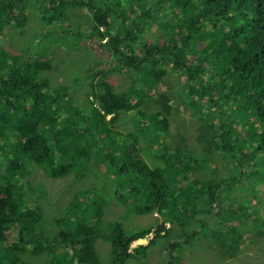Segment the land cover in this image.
<instances>
[{"label": "trees", "instance_id": "16d2710c", "mask_svg": "<svg viewBox=\"0 0 264 264\" xmlns=\"http://www.w3.org/2000/svg\"><path fill=\"white\" fill-rule=\"evenodd\" d=\"M18 1L27 6L26 0ZM29 1L38 11L40 25L30 34L26 28L29 18L26 8L20 7L17 0H0V264H30L26 254L44 255L50 264H104L96 248L99 239L111 247L105 264H125L136 255L144 259L156 240L139 246L136 254L130 252L131 243L152 232L157 239L161 232L168 236L172 229L160 224L155 231L150 226L127 232L121 221L122 207L139 216L156 211L166 215L171 224L177 223L176 239L168 243L171 251L174 248L172 256L176 248L200 235V231L186 233L187 228L198 220V215L204 217L212 211L213 205L221 201V192L233 190L244 206L250 203L243 194L246 191L248 197L261 202L253 214L262 208L260 218H264V178L254 170L264 165V0ZM165 6L181 13L174 21L180 41L177 33H168L165 46L147 43L135 49L133 40L144 31L142 22L157 18ZM73 7L83 9L72 13ZM128 9L136 14V19H130ZM78 14L89 16L93 23L90 39L95 35L99 39L110 36V42L103 46L112 50L118 60V65L109 63V68L96 72L95 76L101 79L91 84L96 101L88 104L89 113L84 111V105H75L68 98L70 85L65 82L53 85L42 73L52 71V60L55 61L54 56L61 48L84 47L83 35L73 31L76 38L70 39L71 29L65 26ZM110 18L126 31L113 30ZM61 23L64 25L59 26ZM44 29L50 31L46 39L42 36ZM21 41L27 43L26 55L19 49L23 47ZM198 41L205 44L200 50L195 47ZM14 53L18 56H13ZM161 54L172 57L174 70L180 76L186 74L195 81L193 86L186 85V102L194 106L201 118L202 124L194 126L199 130V140L204 136L211 139L213 142L206 140V143L213 146H205L206 152L225 154L226 168L232 171L229 176L206 180L204 186L208 190L200 189L199 197L184 198L179 189L184 178L191 179L185 162L189 165L196 162L192 154L186 155V137L180 133L182 146L167 151L162 148L166 143L159 137L142 135L140 130L166 133L168 117L177 110L176 101L172 103L169 95H150L166 73L151 70L155 61H163ZM192 55L198 57L189 64ZM64 60L59 58L55 62ZM123 67L136 74L129 87L118 91L108 78ZM208 68L217 69L213 76L220 77L218 83L207 76ZM214 109L229 119L227 127L215 125ZM130 111H136L137 133L120 130V115ZM145 117L151 119L147 127L142 123ZM235 119L248 127L246 139L253 140L250 151L240 144L243 139L239 141L236 136ZM137 147L146 154L156 151L167 166L157 163L149 167ZM90 157L94 166L106 169L105 174H114L115 192H96L93 182L88 184L83 193L73 197L64 213L54 219L57 228H50L49 224L46 227L44 207L37 203L44 196L39 179L59 182L70 178L67 181L73 182L76 167L82 168ZM166 172L183 176L173 184L165 180ZM106 180L103 176L98 185L105 188ZM191 180L198 182L193 177ZM83 196L88 200L85 204ZM114 204L121 207L115 208ZM185 209L191 214H185ZM108 211L117 214L115 220L106 224ZM233 228L243 235L242 229ZM12 235H17L15 241ZM230 245L232 250L239 248L235 240ZM184 254H176V258L183 261Z\"/></svg>", "mask_w": 264, "mask_h": 264}, {"label": "rangeland", "instance_id": "374dc122", "mask_svg": "<svg viewBox=\"0 0 264 264\" xmlns=\"http://www.w3.org/2000/svg\"><path fill=\"white\" fill-rule=\"evenodd\" d=\"M28 2L30 1L29 0L25 1V3L27 4L25 14L29 16L27 20L26 28L28 33L30 34L35 27H40V25L37 23L39 22L37 16L38 11L32 8V4L31 3L28 4ZM17 4L21 7L24 5V1L17 0ZM82 9L83 8L79 9L73 7L72 13H74L76 10L82 11ZM126 11L130 15L131 20L136 19V14L132 13L129 9ZM83 12L84 14H86L87 11H83ZM175 14H176V10H175ZM88 17L89 16L87 15L78 14L72 21L65 23V25H67V27L71 29L69 30V32L71 33H68L70 39L76 38L75 37L76 34L74 35L73 31H80L82 34H86L90 36L91 27L93 26V23L90 21ZM115 17L120 23V18H118L117 16ZM174 20H175V15L174 12L171 10L169 11V16H163V14H161V16L158 19L156 18L151 19L147 23L142 22V27L144 28V31L142 32L143 39L151 42H162V43L166 42L167 38H165V36L167 35L165 32H163V27L166 24L168 25L169 31H171ZM59 26H61V24H59ZM207 28L208 30H212L211 26H208ZM42 32H43L42 36L44 37V39H46L50 31L44 29ZM98 39L99 37L97 35H95L94 38H91L90 41H88L89 43L88 48L83 47L82 45H80L81 48L79 47L76 48L70 47V49L61 48V51H59L54 56V58L55 61L58 60L59 58H64L65 59L64 62L57 64L55 61H53L54 71H46L43 74V77L48 79L51 83H53V85L58 84L60 82H65L66 84L72 86V88L75 90L77 95L78 105L88 106V103L83 98L87 85L81 77L82 72L94 68V65L98 61L99 62L102 61L104 67H106V62L110 60V57H112L108 52V50L105 47H103V43H108L109 38L107 36L102 37L103 40L102 43L97 42ZM72 41L76 43V39H73ZM85 42L86 40H82V43ZM22 43H23V47L21 48L19 47V49L25 53L28 51V48H26L27 43L26 42H22ZM196 45H197L196 50L197 49L200 50L204 46L203 41H198ZM38 47L47 48L50 46L39 45ZM57 49H60V47ZM65 52L67 53L66 57H65ZM197 57L198 56L192 58L190 62H193ZM35 58L38 59L37 54H35ZM208 70L209 72L207 76L214 83H218L220 81V77L217 78L213 76V74L216 73L215 68L214 69L208 68ZM167 71H168V75L163 77L160 81L158 79L157 81L159 82L156 85H154L155 87L154 93L170 95L172 93V90L176 89V84L181 80L180 72L176 70L173 71L170 66H167ZM122 73L116 75L115 77V80H119L120 84H123V82H125V75H127L126 72L125 75ZM62 78H65V80L62 81ZM76 80H78L77 83ZM184 93L187 97L186 91ZM141 108H143V106ZM177 109L181 113V117L178 116L176 118H170V120L172 121L170 124V133L171 135H173L177 133V130H180L181 133L186 137L185 143L188 145V142L191 140V148L199 155L198 156L199 161L196 165V172H193L192 177L198 180V182L201 185H203V189H204V182L206 181L208 174L204 172L202 168L201 158H205L206 161H208L211 165L216 167L217 170V174L215 176L216 179L222 176H229V174L232 171L227 170L226 168V162H225L226 155L218 154V153L209 155L203 151V146L198 144L197 140H199V130L197 127L192 128L191 126L192 124L196 125V123L202 124L201 118L196 114L195 115L196 120L188 119L187 116L189 115V113H191V111L190 110L187 111L186 107L179 102H177ZM213 111L216 114L215 116L216 121L214 120L215 125L219 124L221 126L227 127L229 123V119L227 117H223V113H221L218 109L217 110L214 109ZM204 113L208 114L206 110ZM229 114L231 113L229 112ZM135 116H136V111L122 113L120 115L121 130H123L125 133L134 132L136 130V128L134 127ZM142 123L147 127L151 124V119L145 117L142 119ZM235 129H236V136L239 137V141L243 139L242 143L240 144L245 145V148L250 151L253 146V140L251 138L246 139V137H248V127L246 125L244 127L241 126L238 123V119H235ZM163 141L166 144L162 145V148H166L167 151L170 148H173L174 150H178L180 148V145L182 146L181 137L175 139H173L172 137H164ZM151 156H152L151 154H146V153L144 154L145 160L150 164V166H153L158 162L155 160V158ZM93 161L94 159L91 158V162ZM160 165L163 164L160 163ZM76 168L77 170H76L75 178H73V182L72 180L67 181L70 178L68 179L62 178L63 180H59V182L53 181L54 179H50V178L39 179L42 182V192L44 196L40 194L42 199L40 200L39 198L37 203L40 206L44 207V212L46 214V220L44 225L46 227L49 224L50 228H55L54 219L56 217H60L64 213L66 208L69 206L70 202L73 200V197L77 194L83 193L84 188L88 184H92L93 182L92 184L93 190L96 192L100 191L101 188L98 184L103 176H105L107 180L105 183V188L104 185H102V192H106L107 194H112V192H115V189L113 188V182L115 176L112 173L105 174L107 171L103 166L97 167L94 166L93 163H86L83 165L82 168L80 167H76ZM254 170L257 172L259 177L264 178V165L256 167ZM166 174L168 175L167 172ZM182 176L183 175L180 173H175L173 175V177L176 180ZM210 178L211 177L209 176L208 180ZM182 187L187 191H192L195 188V185L191 183L189 184L183 183ZM254 191L255 189L252 188L251 192ZM243 194L246 200H249L251 202L250 204L243 206L241 203H239L238 194L233 192L232 190V191H228V197L230 199V205L228 206V209L225 204L216 203L213 206L212 214L214 217L212 219H209L207 215H205L204 217L198 215L196 217L198 220L196 222L193 221L189 224L186 233L190 234L193 231H200V235L196 238H191L192 241L190 243L182 244L181 247L176 248V250L173 253V256L172 253L168 252V243L173 242L174 239H176L175 234L178 229L177 223L171 224V222H169L168 219L165 218L166 215L159 214L156 211L151 214L139 216L131 213L130 211L122 209L120 211V213L123 214L121 221L123 222L127 232L136 231L150 226L154 227L153 231H155L154 229L158 225L164 223L167 224V227L169 226L172 229L170 230L172 231L170 235H168L167 237H161L158 240V242L147 251L146 257L144 259L142 258L141 255H136V258L134 260L125 264H164L165 262L166 264H168L169 262H171L170 264H264V223H262L264 218H260L261 210L256 211V214H254L253 217H249L246 214L245 211L247 209L252 208L253 205H257L258 200L255 197H248L246 191ZM113 202L116 203V201ZM114 205L115 208L121 207L118 204H114ZM242 208L244 209L243 212H241ZM262 212H264V209L262 210ZM184 213L191 214L189 209H185ZM116 214L117 213L115 212L108 211V214L104 219V223L105 222L106 224L111 223L113 220H115ZM242 217H244L246 220L240 221L242 220ZM102 223L103 220L101 221V226ZM237 224L239 225L238 226L239 229H242L243 232L242 236H240V231L237 232L233 229V227L237 226ZM42 225L43 224H41V226ZM12 236H14L12 241H15L17 235H12ZM235 237H237V239H241L245 241L246 243H242L240 246L236 245L239 248L237 250H232L230 243L233 240L237 241V239H234ZM150 241H151V237L149 236V234H147L145 240L139 241L137 243H131L130 252L136 254V249L139 246L148 245L150 244ZM166 243L167 246H163ZM26 247L31 248V246H26ZM96 248L99 252L100 260L103 261V263L105 264L106 261L109 260V256H110L109 251L111 248L110 245L105 240L99 239ZM182 253H185L184 254L185 259L183 261H180L176 258V254H182ZM25 259L30 261L29 262L30 264H50V260L47 259L44 255L31 256L26 254ZM142 259L144 261H142Z\"/></svg>", "mask_w": 264, "mask_h": 264}, {"label": "clouds", "instance_id": "9594fccd", "mask_svg": "<svg viewBox=\"0 0 264 264\" xmlns=\"http://www.w3.org/2000/svg\"><path fill=\"white\" fill-rule=\"evenodd\" d=\"M21 7H25L26 8V5H23V6H21ZM173 11L174 12V15H175V20L174 21H177L178 20V18L181 16V13L179 12V11H177L176 10V14H175V10L172 8V7H170V6H165L164 8H163V11H162V13L161 14H163V16H169V11ZM25 12H26V9H25ZM161 14L156 18V19H158L160 16H161ZM232 14V13H231ZM118 17V16H117ZM119 18V17H118ZM236 17H234V19H235ZM109 21L111 22V28L113 29V30H117V29H122V30H126V28H124V27H122V26H120V25H116V24H114L113 23V21H112V19L110 18L109 19ZM173 21V22H174ZM114 25H113V24ZM64 24L63 23H61V26H63ZM65 26H67V25H65ZM102 29V31H103V28H101ZM178 29L177 28H174V23L172 24V29H171V31H169V29H168V25H164V27H163V32H165L166 33V35L168 34V33H177V39H178ZM77 33H81L80 31H76V34ZM75 34V33H74ZM82 34V33H81ZM83 35V37L81 38V42H82V40H86V42L85 43H83L84 44V47H86V48H88V41H90V38H89V35H86V34H82ZM107 36V35H106ZM108 38H109V42H110V36L108 35L107 36ZM134 42H135V44H134V48L135 49H138V48H141L144 44H152V45H156V44H161V45H163V46H165V44H167L166 42H167V40H166V42H164V43H162V42H151V41H147V40H144L143 39V37H142V34L141 35H139L138 34V38L137 39H134L133 40ZM178 41H180V38L178 39ZM97 42H99V43H102L103 42V40H102V38L101 39H98V41ZM108 42V43H109ZM104 44H106V43H103V45ZM170 44H172V45H174L173 43H170ZM205 45V44H204ZM175 46V45H174ZM197 46V45H196ZM195 46V47H196ZM104 47V46H103ZM176 47V46H175ZM108 52L110 53V55L113 57H110V60L109 61H107L106 62V67H104V65H103V63H102V61L101 62H97L95 65H94V68H92L91 70H88V71H83L82 72V74H81V77H82V79H83V81L86 83V85H87V87H86V91H85V93H84V95H83V98H84V100L89 104V103H91V102H94V101H96V99H95V96H94V94H93V92H92V90H91V84L92 83H97V81H99L100 79H101V77L100 76H95V74H96V72L98 71V70H103V68L104 69H106V68H109V63H112L113 65H115V64H117L118 65V60L116 59V57H115V55H114V53H113V51L112 50H108ZM175 52V51H174ZM173 52V53H174ZM25 55H26V53H25ZM24 55V56H25ZM163 57H164V59H163V61H155V63H154V65L151 67V70H152V72H154V71H157L156 73H159V72H162V71H165L166 73H165V75L163 76V77H165L166 75H168V71H167V66H170L171 67V69L174 71V63H173V60H172V57H169V56H167V55H164V54H161ZM13 56H18L16 53H14L13 54ZM172 56H173V54H172ZM45 57H46V55H45ZM194 56L192 55V56H190L189 57V60H188V62H189V64H190V60L193 58ZM52 65H53V69H52V71H54V64H53V60H52ZM217 69H215V71H216ZM123 72V73H122ZM125 72L127 73V75H125ZM208 72H209V70H208ZM42 73H44V72H42ZM120 73H122V74H124L125 75V82H123V84H120V81L119 80H115V77H116V75H118V74H120ZM155 73V74H156ZM136 74V73H135ZM134 73H133V71H131V70H129V69H127V68H125V67H123V69L121 70V71H117V72H115L114 74H111L110 75V77L108 78V82L109 83H111L118 91H122L123 89H125V88H127V87H129L130 86V84H131V82H132V80L134 79V75H135ZM181 77V80L176 84V89L175 90H172V93L169 95V94H167V95H169L170 96V98H171V100H172V103L173 102H175L176 101V103L177 102H179V103H181L182 105H184L185 107H186V109H187V111L188 110H190L191 111V113H189V115L187 116V118L188 119H190V120H194L195 119V115L197 114L196 112H195V108H194V106H191V105H188L187 104V102H186V95H185V91L187 90V83H189V85L190 86H193V84L195 83V81L192 79V80H190V77H188L186 74H185V76H180ZM155 78H156V80H158L157 79V77L155 76ZM202 78H203V80L205 81V80H207V77H206V75H202ZM50 82V81H49ZM78 82V80H76V83ZM65 85H68V84H65ZM138 87H140V86H138ZM154 91H155V87H153L152 89H151V91H150V95H152V96H156L157 94H159V93H154ZM187 93V92H186ZM68 98H70L71 99V101L73 102V104H75V105H78L77 104V95H76V92H75V90L72 88V86H70V90H69V97ZM173 105V104H172ZM85 107V112H88L89 113V109H88V107L87 106H84ZM176 107V106H175ZM130 112H132V111H130ZM203 112H205V109L203 108ZM123 113H127V112H123ZM188 113V112H187ZM198 115V114H197ZM178 116H180L181 117V113L179 112V110L177 109L175 112H173L169 117H168V121H169V124H168V126H167V130H166V133H160V132H158V131H152V130H148V132L146 131V129H144V131L142 130V129H140L141 130V132L143 133L142 135H155V136H157V137H159L161 140H163L164 139V137H172L173 139H175V138H179L180 137V133H181V131L180 130H177V133L176 134H173V135H171V133H170V124H171V120H170V118H176V117H178ZM196 120V119H195ZM133 121V120H132ZM135 122V121H134ZM175 122H177V121H175ZM198 123H196V125H197ZM120 130H121V121H120ZM219 125V124H218ZM194 126L195 125H193L192 124V128H194ZM134 127L136 128V130L134 131V132H127V133H137L138 132V130H139V127H137L136 125H134ZM121 131H123V130H121ZM124 132V131H123ZM125 133V132H124ZM193 137V136H192ZM206 140H210V141H212L211 139H209L207 136H204L202 139H200V140H197L198 141V144L199 145H201V146H203V151L205 152V153H207L206 152V148L207 147H205V146H213V144H207L206 143ZM120 141H123V140H120ZM213 142V141H212ZM169 146V145H168ZM205 147V148H204ZM139 150H140V157L145 161V163L149 166V167H151L150 166V164L145 160V158H144V152H143V150L141 149V147H137ZM214 153H218V154H223V153H221V152H216V151H213L211 154H209V153H207V154H209V155H213ZM101 154H106L105 152H102ZM189 154H192V156H194V158H195V160H196V162H193V163H191L190 165L189 164H187L186 162H185V167L187 168V170L189 171V176L191 177V179H192V176H193V172H196V165H197V163H198V154L191 148V140L188 142V151L186 152V155L188 156ZM151 157H153V158H155V160L158 162V163H161V164H164V165H167V163L164 161V160H162L161 159V156L159 155V153H157L156 151H152V153H151ZM226 158H227V156H226ZM93 163V162H91V157L89 158V161H87L86 163ZM201 162H202V168H203V170H204V172H206L207 174H208V176H207V179L206 180H208V177L210 176L211 178L208 180L209 182L212 180V179H216V174H217V170H216V167L215 166H213V165H211L208 161H206V159L205 158H201ZM226 162V161H225ZM171 177H173V176H171V175H167V178H165V180L167 181V182H173V184H174V181H176V179L174 178V180H172V178ZM114 179H115V177H114ZM190 178H184L181 182H180V185H179V189H180V191L184 194V195H182V196H184V197H188V196H196V197H199V193H198V191L200 190V189H203V186L199 183V182H196V181H192ZM183 183H186V184H189V183H191V184H194L195 185V188L192 190V191H187V190H185L183 187H182V184ZM113 186H114V184H113ZM101 188V187H100ZM114 188V187H113ZM204 190L205 191H207L208 190V188L207 187H205L204 186ZM263 190V188L262 189H260V191H262ZM100 192H102V188H101V190H100ZM221 194H222V198H221V201H219V202H217V203H223V204H225L226 205V207H227V209H228V206L230 205V199H229V197H228V191H226V192H221ZM257 199V198H256ZM258 200V204L257 205H253V207L252 208H250V209H248V213H246L249 217H253L254 216V214H253V209L254 208H257V207H259V205L261 204V202H260V200L259 199H257ZM82 202H83V204H85V203H87L88 202V200H87V198H86V196H83V200H82ZM225 202V203H224ZM264 202V201H263ZM251 203V202H250ZM249 203V204H250ZM216 204V203H215ZM214 204V205H215ZM206 205H208V206H210V203H208V204H206ZM213 205V206H214ZM244 208V207H243ZM242 208V210H241V212H243L244 211V209ZM122 209H124L123 207H122ZM262 208H260L259 210H255V211H260ZM213 210V209H212ZM207 215V217H209V219H212L214 216H213V214H212V211L211 212H209V213H207L206 214ZM244 215V214H243ZM246 219L244 218V217H242V220H240V221H245ZM239 221V222H240ZM238 222V223H239ZM165 224V227H167V224L166 223H164ZM238 224H237V226H234V227H237L238 228ZM55 228H57L56 227V225H55ZM167 228H169V226L167 227ZM234 229V228H233ZM236 231V230H235ZM160 237L157 239L156 237H155V233H149V236L151 237V241H150V244H151V242L152 241H154V240H156V243L158 242V240L161 238V237H167V236H164L165 235V232H161L160 234ZM146 237H147V235H146ZM146 237L145 238H143V239H139V240H136V241H134L133 243H137V242H139V241H143V240H145L146 239ZM236 239H237V237H236ZM237 244H238V246H240L242 243H246L245 241H243V240H241V239H237ZM155 242H153L152 244V246H154L155 244H156ZM141 246H147V245H141ZM152 246H151V248H152ZM163 246H167V243L166 244H164ZM173 249L174 248H172V251H173ZM172 251L168 248V252L169 253H172ZM170 263V262H169ZM168 263V264H169ZM164 264H166V262L164 263Z\"/></svg>", "mask_w": 264, "mask_h": 264}, {"label": "bare ground", "instance_id": "6f19581e", "mask_svg": "<svg viewBox=\"0 0 264 264\" xmlns=\"http://www.w3.org/2000/svg\"><path fill=\"white\" fill-rule=\"evenodd\" d=\"M161 141H163V140H161ZM108 204V203H107Z\"/></svg>", "mask_w": 264, "mask_h": 264}]
</instances>
